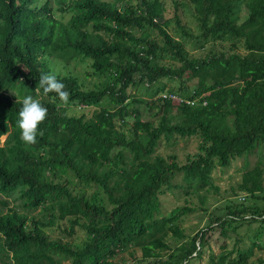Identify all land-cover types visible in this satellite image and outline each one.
I'll list each match as a JSON object with an SVG mask.
<instances>
[{
	"label": "trees",
	"instance_id": "trees-1",
	"mask_svg": "<svg viewBox=\"0 0 264 264\" xmlns=\"http://www.w3.org/2000/svg\"><path fill=\"white\" fill-rule=\"evenodd\" d=\"M183 1L173 0L175 11ZM185 1L199 28L196 49L228 45L190 56L183 39L158 22L166 10L159 0H0V135L9 133L0 147V193L18 192L24 207L0 210V264H173L163 258L171 249L167 237L185 238L178 221L191 212L176 207L161 216L159 196L173 189L174 175L182 174L203 202L198 193L214 188L216 165L227 168L264 146V0ZM68 10L66 23L56 18ZM176 25L182 37H194L179 18ZM164 57L171 63L163 64ZM76 59H89L90 75L107 83L85 90L70 72L55 74V65ZM41 73L65 85L68 105L36 91ZM162 79L178 85L167 89ZM130 86H141L144 95H127ZM27 95H37L48 112L32 146L22 142L18 127ZM79 105L94 111L68 113ZM153 109L161 112L157 120ZM142 112L150 117L142 119ZM129 119L133 125L125 131ZM176 137H198V152L183 164L174 155H154L162 140ZM263 173L260 163L244 166L238 191L247 202L211 216L174 264L199 259L213 232L227 238L244 224L264 225ZM78 185L94 191L86 194ZM53 227L73 238L80 229L85 239L77 245L53 240L46 232ZM261 235L235 257L222 247L208 264H253ZM255 261L264 264V258Z\"/></svg>",
	"mask_w": 264,
	"mask_h": 264
},
{
	"label": "rangeland",
	"instance_id": "rangeland-1",
	"mask_svg": "<svg viewBox=\"0 0 264 264\" xmlns=\"http://www.w3.org/2000/svg\"><path fill=\"white\" fill-rule=\"evenodd\" d=\"M163 6L165 7V12L162 15V19L158 22L163 23L166 21L165 28L167 32L176 39H183V42L186 46V49L189 51L188 53L192 57H203L204 55L210 53L212 50L216 52V48L223 47L228 45V43L220 44L209 42L205 44V48L203 50H198L196 47L198 46L196 42V38L199 35V28L197 21L194 18L193 7L187 1H183L185 6L180 5L178 10L175 11L173 0H159ZM182 2V3H183ZM57 6L55 3L53 4V8ZM71 10H68L65 13L56 12V18L63 23H66L71 17ZM179 18L185 30L192 34L194 37H182L176 25V19ZM239 46V51L244 52L243 48ZM59 61V60H56ZM163 64L171 63L169 57H164L162 60ZM91 62L88 60H73L70 62L68 67H61L59 65H55L53 70L55 74L64 75L68 72L73 76L77 77L80 83L85 90H91L95 86L100 88L101 86L107 83V79L104 76H92L90 75L92 70L90 69ZM161 83L165 84L166 88H175L178 85V82H168L165 79L161 80ZM196 81L185 83V85H195ZM127 95L131 96H142L145 93V89L141 88V86H130L126 90ZM37 93V92H36ZM12 94L15 97L20 98L17 91H12ZM164 95V94H163ZM162 95V96H163ZM37 95H33L36 97ZM40 97V96H39ZM103 106L110 107V103L108 100H105ZM68 113L71 115H81V114H89L91 115L94 111V108H85L82 105L79 106H69ZM143 118L148 119L150 115L142 112ZM153 114V119L157 120L161 112L157 109H153L150 113ZM128 127L125 128L127 131L133 125V119H129L127 121ZM9 133L3 135V138L0 139V147L4 145V143L8 139ZM200 139L198 137L191 138H180L176 137L172 139L170 142H165L162 140L154 155L162 156L164 158H168L170 160L174 155L176 157V161L183 164L187 160V156L195 154L198 152ZM258 163L262 164V168L264 169V146L259 147L253 153L249 154L247 157L234 158L227 168H221L219 166H215L211 173L212 182L214 188H209L206 191H200L198 194L204 197L203 202H201V197L198 198L195 192L191 191L182 181V174L177 173L174 175L172 179L173 189L165 190L160 196L161 200V216H165L169 214L176 207H188L191 209V212L181 216L179 218L178 223L180 224L183 232L185 234V238L181 240H174L172 237H167V242L170 245L171 249L164 253L163 258L169 259L171 263H176L181 259L182 254L188 251L192 244V237L202 228H205L209 224V219L211 216H221L226 213V206L229 203L236 205L235 203H246L247 196L245 193L238 191V185L241 182L242 173L244 171V166L247 164L248 168H252ZM263 185H264V173H263ZM83 191L86 194H90L94 191L91 186L78 185L76 189ZM0 201H7L9 203V207H5L0 204V210L4 213L7 211V208L23 210V206H21L22 200L19 197V193H12L10 196L6 197L0 193ZM205 210V211H204ZM39 209L33 212H30V215H39ZM66 225V222H63ZM77 236L70 237L67 234L63 233L61 229L53 227L50 230H46L49 237L53 240L61 239L64 242H71L73 244H80L84 241L85 236L83 235L80 229H76ZM261 232L260 238V248L254 249L253 256L250 261L256 263V259L264 258V225L260 223H253L250 225H242L239 228L237 233L229 232L227 238H222L218 235V232L211 233V238L207 239V244L202 250V256L194 260L189 264H208L209 256L211 254L218 255L222 252V247H225L226 252H233L231 257L236 256V251L246 249L250 246L253 236L257 233ZM213 234V235H212ZM137 254L140 255V251H137ZM1 257V255H0ZM59 260V259H57ZM253 263V264H254ZM60 264H70V260L61 261Z\"/></svg>",
	"mask_w": 264,
	"mask_h": 264
},
{
	"label": "clouds",
	"instance_id": "clouds-1",
	"mask_svg": "<svg viewBox=\"0 0 264 264\" xmlns=\"http://www.w3.org/2000/svg\"><path fill=\"white\" fill-rule=\"evenodd\" d=\"M38 88L36 91L42 89L43 95L48 96L53 94L51 99L66 106L69 103L70 93L65 90V85L57 79V76L52 73H41ZM22 107L18 113V127L21 132V140L26 146H32L37 143V136L43 133L39 130V126L46 120L48 112L40 99L34 98L32 95L23 97ZM3 134L0 135V139Z\"/></svg>",
	"mask_w": 264,
	"mask_h": 264
},
{
	"label": "built area",
	"instance_id": "built-area-1",
	"mask_svg": "<svg viewBox=\"0 0 264 264\" xmlns=\"http://www.w3.org/2000/svg\"><path fill=\"white\" fill-rule=\"evenodd\" d=\"M163 97H164V95H163ZM174 99H176V97H174V96H172ZM194 103V102H193ZM193 103H191V104H193Z\"/></svg>",
	"mask_w": 264,
	"mask_h": 264
}]
</instances>
